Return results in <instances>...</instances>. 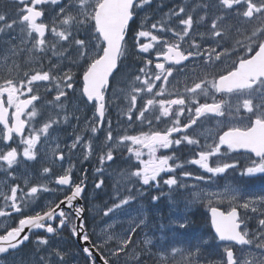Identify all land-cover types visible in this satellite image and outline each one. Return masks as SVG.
<instances>
[{
    "label": "snow or ice",
    "instance_id": "1",
    "mask_svg": "<svg viewBox=\"0 0 264 264\" xmlns=\"http://www.w3.org/2000/svg\"><path fill=\"white\" fill-rule=\"evenodd\" d=\"M122 73L127 86L109 97ZM117 98L120 132L108 117ZM77 157H95L94 192L118 173L99 232L88 228L89 170L74 178ZM233 174L264 178V0H7L0 264H264V191L219 183ZM164 198L171 210L207 206L215 259L209 239L179 242L190 221L165 223Z\"/></svg>",
    "mask_w": 264,
    "mask_h": 264
},
{
    "label": "rangeland",
    "instance_id": "2",
    "mask_svg": "<svg viewBox=\"0 0 264 264\" xmlns=\"http://www.w3.org/2000/svg\"><path fill=\"white\" fill-rule=\"evenodd\" d=\"M178 78L179 79H183V76L182 75H178ZM124 83L125 84V86L124 87H126L127 86V78L125 77V75L122 73L120 76H118L117 78H116V80L114 81V83H113V87L112 88H110V93H109V96L111 97L112 96V93H113V91H116V92H118L119 91V89L121 88V87H118L117 85H119L120 83ZM123 88V87H122ZM119 103H121V104H124V101L122 100V98H117V99H115L114 101H112V104H110V110L111 111H113L114 112V114H116V115H118V112H119V109L115 106L116 104L118 105ZM80 115H81V117H82V120H83V118L84 117H90L91 115H92V112H91V110L90 109H86V110H84V111H82L81 113H80ZM112 122H113V120H112ZM73 123H75L74 121H73ZM114 123H116V121H114L113 122V129H115L114 130V132H120V131H122V128H118L117 127V124L115 125ZM72 131H73V129H72V127H70V126H65V130L64 131H62V133H61V139L63 140L64 139V137H65V140H69L70 138H71V133H72ZM84 135H87V133H83ZM99 136H100V138L102 139L103 138V133H100L99 134ZM95 162H96V160H95V157H93L92 158ZM87 163V162H86ZM80 169H81V166H76V169L74 170V173H75V175L78 177L79 176V174H80ZM244 179H249V178H247V177H244ZM255 181L256 182H253L254 184L256 183L257 184V187H250V186H252L251 184H250V182H246V181H241V180H239V181H235L243 190H251V191H255V192H260V191H264V185H263V183H259V181H261L259 178H256L255 179ZM233 181L231 180V179H228L227 181H226V183H232ZM225 183V184H226ZM252 188V189H251ZM112 191V190H111ZM87 196H88V199L87 200H89L90 201V205H91V207H90V213L92 214V217L93 216H97L98 214H97V212L99 211V209H101L102 207L99 205V204H97L96 202H95V199H96V197H97V195H98V192H94L93 191V188L92 189H90L89 191H88V194H86ZM44 203L46 204L47 203V201H44ZM95 231L97 232V230L95 229ZM100 231V228L98 229V232ZM205 234V232L202 234V235H204ZM202 240L203 239H209L210 240V237H206V236H204V237H202L201 238ZM179 240H181V242L183 243V244H188V243H190V244H193L190 240H186V238H179ZM69 242H66V244H67V247H70V249L72 250V252L75 254L77 251L71 246V244L69 243ZM209 250H211L212 248H213V246H212V244H211V242L209 243V245H207L206 246ZM210 259H213V258H210ZM73 264H83V258L80 256V255H75L74 256V259H73Z\"/></svg>",
    "mask_w": 264,
    "mask_h": 264
},
{
    "label": "flooded vegetation",
    "instance_id": "3",
    "mask_svg": "<svg viewBox=\"0 0 264 264\" xmlns=\"http://www.w3.org/2000/svg\"><path fill=\"white\" fill-rule=\"evenodd\" d=\"M136 130L137 129H129V131H132V132H134ZM170 152H171V150H169V153ZM178 155H180L182 160H185V159H188L189 155H193V154H192V152L189 149L184 148L182 152L178 153ZM145 159H147V157H145ZM187 168H188V170H197L196 166H194V165H188ZM0 219H2V218H0ZM7 224L12 225V224H14V221H12L11 219H8L7 220ZM2 231H3V228L0 227V233H2Z\"/></svg>",
    "mask_w": 264,
    "mask_h": 264
},
{
    "label": "trees",
    "instance_id": "4",
    "mask_svg": "<svg viewBox=\"0 0 264 264\" xmlns=\"http://www.w3.org/2000/svg\"><path fill=\"white\" fill-rule=\"evenodd\" d=\"M6 7H7V0H0V11L4 10ZM164 10L167 11V9H164ZM68 238H69V241L71 240L70 242H72L76 248V244L74 243L73 238H71L70 236Z\"/></svg>",
    "mask_w": 264,
    "mask_h": 264
},
{
    "label": "bare ground",
    "instance_id": "5",
    "mask_svg": "<svg viewBox=\"0 0 264 264\" xmlns=\"http://www.w3.org/2000/svg\"><path fill=\"white\" fill-rule=\"evenodd\" d=\"M123 100V99H122ZM124 101V100H123ZM116 115V114H115ZM113 123V122H112ZM116 125V123H114ZM115 130V129H114ZM69 239V238H68ZM71 241V240H70ZM69 244V243H68ZM70 248V247H69Z\"/></svg>",
    "mask_w": 264,
    "mask_h": 264
}]
</instances>
